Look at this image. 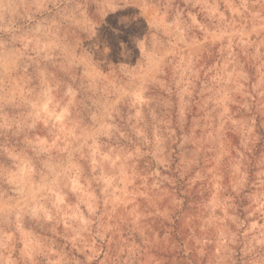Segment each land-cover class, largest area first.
<instances>
[{
    "label": "rangeland",
    "instance_id": "1",
    "mask_svg": "<svg viewBox=\"0 0 264 264\" xmlns=\"http://www.w3.org/2000/svg\"><path fill=\"white\" fill-rule=\"evenodd\" d=\"M0 264H264V0H0Z\"/></svg>",
    "mask_w": 264,
    "mask_h": 264
}]
</instances>
